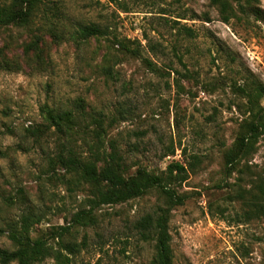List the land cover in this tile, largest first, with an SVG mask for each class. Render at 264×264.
I'll return each instance as SVG.
<instances>
[{"label":"rangeland","instance_id":"374dc122","mask_svg":"<svg viewBox=\"0 0 264 264\" xmlns=\"http://www.w3.org/2000/svg\"><path fill=\"white\" fill-rule=\"evenodd\" d=\"M48 1L62 12L56 25L37 19L25 28L0 27V60L22 62L20 71L0 68V228L31 214L32 236L48 237L90 208L87 186L49 163L55 137L33 133L44 124L41 107L49 105L117 116L105 144L116 143L130 173L139 167L161 173L173 160L187 166L188 180L177 190L189 197L169 224L174 264H264V217L247 220V207L236 199L239 192L251 197L248 190L264 170V136L234 169L225 158L248 118L235 86L246 77L264 86V24H225L209 0H122V7L107 0ZM93 24L105 35L79 38ZM35 35L43 40L44 62L25 55ZM109 55L116 77L101 67ZM163 204L153 191L97 208L96 225L63 237L79 251L63 252L70 264H150L154 244L134 224ZM59 242L50 244L60 249ZM0 247L11 249L12 241L1 235ZM38 264L57 263L51 257Z\"/></svg>","mask_w":264,"mask_h":264},{"label":"trees","instance_id":"16d2710c","mask_svg":"<svg viewBox=\"0 0 264 264\" xmlns=\"http://www.w3.org/2000/svg\"><path fill=\"white\" fill-rule=\"evenodd\" d=\"M220 13V19L230 24L232 19L251 20L264 24V9L260 0H209ZM109 4L122 7V0H107ZM48 0H8L0 4V27H29L37 19H42L48 25H56L62 12L58 4H49ZM209 19V18H207ZM52 30V28H51ZM79 38L88 39L91 36H103L105 32L97 25L81 28ZM42 38L35 39L25 46V55L29 62L33 61V53L37 61L44 62V47ZM118 44L128 53L135 52L122 41ZM2 56V55H1ZM105 75L116 77L113 67V57L108 56L102 64ZM0 68L6 71H20L22 62L9 60L3 56ZM235 91L246 100L247 120L244 122L243 133L238 136L235 146L226 155V168L234 169L237 160L245 157L254 149L257 140L264 136V86L261 82L245 78ZM84 101L79 100V106ZM44 124L36 126L33 133L43 132L51 135L56 143L55 152L49 156L53 167L72 174L77 186H87L91 196L88 198L90 208L77 212L71 224L51 230L49 236L34 238L35 216L28 214L21 218L20 224H10L6 229L0 228V236L6 235L11 241V249L0 247L1 264H38L47 258H54L57 264H70L71 259L63 250L70 254L79 251V246L73 242H64L63 237L72 233L74 227H92L98 222L95 210L103 206L124 204L156 192L164 198V204L145 214L134 224V229L145 242L154 244L155 254L150 264H174L171 246L170 218L172 211L185 204L188 194H180L178 187L188 180L189 170L180 161L173 160L161 173L150 172L139 167L130 173L127 161L119 152L115 142L109 147L105 144L108 130L118 121L117 116L110 119L104 114L86 112L75 113L72 110L54 108L49 105L41 107ZM120 115L122 111L119 112ZM119 115V116H120ZM122 117V116H120ZM174 150L165 157L174 155ZM196 159V158H195ZM251 197L239 192L237 198L245 204V218L264 217V170L259 174L248 190ZM60 239V249L51 245V241Z\"/></svg>","mask_w":264,"mask_h":264}]
</instances>
